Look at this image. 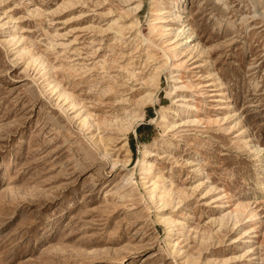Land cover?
<instances>
[{
  "label": "rangeland",
  "instance_id": "obj_1",
  "mask_svg": "<svg viewBox=\"0 0 264 264\" xmlns=\"http://www.w3.org/2000/svg\"><path fill=\"white\" fill-rule=\"evenodd\" d=\"M0 264H264V0H0Z\"/></svg>",
  "mask_w": 264,
  "mask_h": 264
},
{
  "label": "trees",
  "instance_id": "obj_2",
  "mask_svg": "<svg viewBox=\"0 0 264 264\" xmlns=\"http://www.w3.org/2000/svg\"><path fill=\"white\" fill-rule=\"evenodd\" d=\"M143 128H144V126H139V127L137 128V132L140 133V131H141ZM131 148L133 149L132 146H131Z\"/></svg>",
  "mask_w": 264,
  "mask_h": 264
},
{
  "label": "bare ground",
  "instance_id": "obj_3",
  "mask_svg": "<svg viewBox=\"0 0 264 264\" xmlns=\"http://www.w3.org/2000/svg\"><path fill=\"white\" fill-rule=\"evenodd\" d=\"M179 10V9H178Z\"/></svg>",
  "mask_w": 264,
  "mask_h": 264
}]
</instances>
